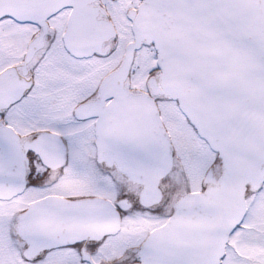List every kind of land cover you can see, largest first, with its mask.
Wrapping results in <instances>:
<instances>
[{
	"label": "snow or ice",
	"instance_id": "obj_1",
	"mask_svg": "<svg viewBox=\"0 0 264 264\" xmlns=\"http://www.w3.org/2000/svg\"><path fill=\"white\" fill-rule=\"evenodd\" d=\"M0 264H264V0H0Z\"/></svg>",
	"mask_w": 264,
	"mask_h": 264
}]
</instances>
